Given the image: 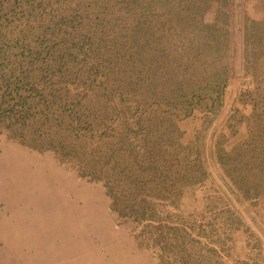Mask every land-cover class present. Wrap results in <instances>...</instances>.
<instances>
[{"label": "trees", "instance_id": "16d2710c", "mask_svg": "<svg viewBox=\"0 0 264 264\" xmlns=\"http://www.w3.org/2000/svg\"><path fill=\"white\" fill-rule=\"evenodd\" d=\"M230 7L0 0V129L99 180L116 218L175 264H264V236L236 206L264 198V0L244 13L243 78L210 132L230 80Z\"/></svg>", "mask_w": 264, "mask_h": 264}, {"label": "rangeland", "instance_id": "374dc122", "mask_svg": "<svg viewBox=\"0 0 264 264\" xmlns=\"http://www.w3.org/2000/svg\"><path fill=\"white\" fill-rule=\"evenodd\" d=\"M238 3L242 20L244 13L257 16L260 11V0H231L232 67L223 106L210 127L212 136L234 106L243 78L242 67L234 75ZM216 6L212 1L204 20L213 19ZM203 154L216 184L225 188L209 145ZM205 187L195 189L196 198ZM236 206L264 236V198L254 204L237 201ZM140 228L116 218L99 180L78 175L68 160L33 150L0 129V264H175L147 246Z\"/></svg>", "mask_w": 264, "mask_h": 264}, {"label": "water", "instance_id": "95a60500", "mask_svg": "<svg viewBox=\"0 0 264 264\" xmlns=\"http://www.w3.org/2000/svg\"><path fill=\"white\" fill-rule=\"evenodd\" d=\"M240 4L236 5L234 34V75H240L242 67V15Z\"/></svg>", "mask_w": 264, "mask_h": 264}]
</instances>
